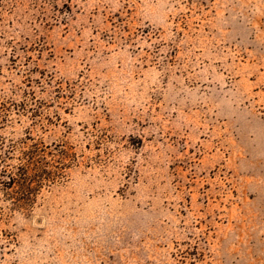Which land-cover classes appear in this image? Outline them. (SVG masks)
Listing matches in <instances>:
<instances>
[{"label":"rangeland","instance_id":"1","mask_svg":"<svg viewBox=\"0 0 264 264\" xmlns=\"http://www.w3.org/2000/svg\"><path fill=\"white\" fill-rule=\"evenodd\" d=\"M0 264H264V0H0Z\"/></svg>","mask_w":264,"mask_h":264},{"label":"trees","instance_id":"2","mask_svg":"<svg viewBox=\"0 0 264 264\" xmlns=\"http://www.w3.org/2000/svg\"><path fill=\"white\" fill-rule=\"evenodd\" d=\"M30 163H27V166H29ZM19 180L17 181V183H19L21 186H23L24 184H26L30 179L25 175V174H20L19 175ZM10 181H13V178L9 179Z\"/></svg>","mask_w":264,"mask_h":264}]
</instances>
